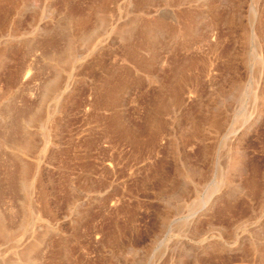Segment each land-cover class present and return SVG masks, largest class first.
<instances>
[{"label":"rangeland","instance_id":"rangeland-1","mask_svg":"<svg viewBox=\"0 0 264 264\" xmlns=\"http://www.w3.org/2000/svg\"><path fill=\"white\" fill-rule=\"evenodd\" d=\"M263 55L264 0H0V264H264Z\"/></svg>","mask_w":264,"mask_h":264},{"label":"bare ground","instance_id":"bare-ground-1","mask_svg":"<svg viewBox=\"0 0 264 264\" xmlns=\"http://www.w3.org/2000/svg\"><path fill=\"white\" fill-rule=\"evenodd\" d=\"M170 1H171V0H170ZM161 15H162V14H161ZM263 56H264V55H263ZM9 109H10V108H9ZM16 136H17V135H16ZM4 182H5V181H4ZM2 228H3V227H2ZM4 231H5V230H4ZM4 231H3V229L0 228V235H1V236H5L4 233H6V232H4ZM3 232H4V233H3ZM51 234H52V233H51ZM22 255H23V254H22ZM24 256H26V257L28 256V257H29V254H27V255L24 254ZM31 256H32V255H31ZM23 258H24V257H23ZM29 258H31V257H29ZM25 259H27V258H25ZM33 259H35V257H34ZM33 259L31 258L30 260H33ZM28 260H29V259H28ZM25 261H26V260H24V262H25ZM26 262H27V261H26ZM30 262H31V261H29L28 263L30 264ZM31 264H32V263H31Z\"/></svg>","mask_w":264,"mask_h":264}]
</instances>
